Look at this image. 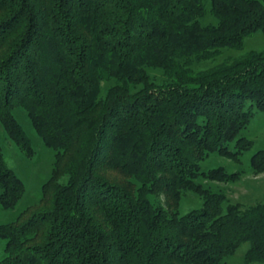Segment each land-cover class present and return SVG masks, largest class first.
Here are the masks:
<instances>
[{
	"label": "trees",
	"instance_id": "16d2710c",
	"mask_svg": "<svg viewBox=\"0 0 264 264\" xmlns=\"http://www.w3.org/2000/svg\"><path fill=\"white\" fill-rule=\"evenodd\" d=\"M258 31L264 0H0V122L32 157L23 107L56 151L39 202L0 224V264H225L243 242L264 264V201L198 182L235 180L202 161L252 145L239 133L264 113V47L212 61ZM249 167L264 171V149ZM188 190L202 206L179 215ZM24 191L0 146V205Z\"/></svg>",
	"mask_w": 264,
	"mask_h": 264
},
{
	"label": "rangeland",
	"instance_id": "374dc122",
	"mask_svg": "<svg viewBox=\"0 0 264 264\" xmlns=\"http://www.w3.org/2000/svg\"><path fill=\"white\" fill-rule=\"evenodd\" d=\"M263 47L264 35L258 31L245 40L242 49L225 50L223 55H219L216 60L212 62L216 63V61L240 57L250 49L259 50ZM210 61H205L206 63L199 64L195 67L210 66L212 65ZM149 73L156 82H163L164 76L161 70L149 69ZM114 83V80L103 81V92ZM13 113L30 138L32 147L34 148V154L32 157L25 156L9 139L0 122V146L4 157L7 164L15 171L25 185L24 194L15 207L5 209L0 205V224L15 220L23 210L39 202L42 195V185L50 178L55 162L56 151L53 148L47 147L37 135L25 109L21 106H17L14 108ZM239 136H245L252 141L251 147L241 154L239 161L216 154H212L202 161V167L204 169L224 167L227 172L236 173V179L224 182L199 178L198 182L212 191L223 193L225 195V204L238 203L242 206H248L264 201V171L255 172L249 167L250 157L256 151L264 149V113L256 112L250 123L240 131ZM231 147L233 148V144H231ZM59 181L61 183H66L67 176H62ZM154 196L155 201L162 206L166 205L163 194ZM202 202L201 196L197 193L190 190L184 191L183 194H181L176 209L177 213L183 215L192 209L200 208ZM4 246L5 240L0 239V260L6 255ZM248 247V242L241 243L233 254L225 258V264H260L258 262L245 263L244 255Z\"/></svg>",
	"mask_w": 264,
	"mask_h": 264
}]
</instances>
